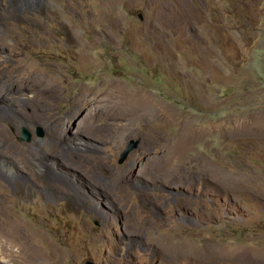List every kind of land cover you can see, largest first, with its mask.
<instances>
[{
  "label": "rangeland",
  "instance_id": "obj_1",
  "mask_svg": "<svg viewBox=\"0 0 264 264\" xmlns=\"http://www.w3.org/2000/svg\"><path fill=\"white\" fill-rule=\"evenodd\" d=\"M3 84L0 206L40 254L264 264V0H0Z\"/></svg>",
  "mask_w": 264,
  "mask_h": 264
},
{
  "label": "bare ground",
  "instance_id": "obj_2",
  "mask_svg": "<svg viewBox=\"0 0 264 264\" xmlns=\"http://www.w3.org/2000/svg\"><path fill=\"white\" fill-rule=\"evenodd\" d=\"M4 87H5V84L0 86L2 92H4L6 89V87L5 88ZM2 114L3 113L0 112V116ZM176 140L177 141L173 144V147H172V156L175 158L178 157V155L183 152V147H185V142L183 141V139L177 138ZM174 141L175 140H173V142ZM12 162H13V160H10L8 158L5 160L0 159V181H5L1 177L2 172L7 171L9 173H14L13 171H16L15 167L13 166L14 164ZM19 170H21V169L18 168L17 171H19ZM17 174H19V173H17ZM23 175L25 176V174H23ZM18 176H20V175H18ZM24 176H22V177H24ZM13 177H14V175H13ZM22 177H20V179L14 177V181L11 180V182L14 184H16L18 182H21L24 184V182H25V184H26L27 181L22 179ZM26 177H28V175H26ZM6 183L8 184L9 182H6ZM12 183L11 184L9 183V184L12 185ZM32 183H33V181H32ZM0 187H1V183H0ZM0 204H2V203H0ZM8 210L9 209L7 207L4 210L3 207L0 206V236H4V238L6 237L5 239L0 237V264H58V263L62 262L63 259H62L61 255L40 254V252H38L36 250L37 248H35V246L33 245V240H31L32 237L27 239L26 237H24V238L23 237H17L16 236L17 234L16 235L13 234L17 225H19V224L16 225V223H15L16 221H13L14 219L12 218V214L9 213ZM1 217H2V219H1ZM19 223H20V221H19ZM21 230H23V229H21ZM18 234H19V232H18Z\"/></svg>",
  "mask_w": 264,
  "mask_h": 264
},
{
  "label": "water",
  "instance_id": "obj_3",
  "mask_svg": "<svg viewBox=\"0 0 264 264\" xmlns=\"http://www.w3.org/2000/svg\"><path fill=\"white\" fill-rule=\"evenodd\" d=\"M139 16L142 18L141 15H139ZM38 134L39 135H42L43 134V131H42L41 128L39 129ZM31 138H32V133L28 129L24 128L23 131H22V137H21V139L26 140V141H29ZM138 143H139L138 140H130V142L128 143V145L126 146V148L121 153L120 162H123L127 158V156L129 155V153L134 148L137 147Z\"/></svg>",
  "mask_w": 264,
  "mask_h": 264
}]
</instances>
